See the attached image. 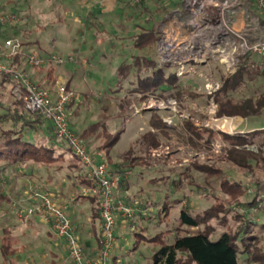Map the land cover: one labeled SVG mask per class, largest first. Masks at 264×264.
I'll return each instance as SVG.
<instances>
[{
    "label": "trees",
    "instance_id": "trees-1",
    "mask_svg": "<svg viewBox=\"0 0 264 264\" xmlns=\"http://www.w3.org/2000/svg\"><path fill=\"white\" fill-rule=\"evenodd\" d=\"M180 1L115 0L110 13H104L102 7L96 4L91 10L80 14V22L92 29V58H122L115 68L113 82L106 84L107 90L137 95L133 102L138 107L148 97L157 100L172 98L178 109L184 110L188 109L186 104L202 98V93L196 91L187 75H176L177 67L174 64L166 63L159 67L156 63L161 25L174 9L181 8ZM165 2H168L167 6ZM5 4V10L9 9L18 18L21 16L20 6L16 2L7 0ZM3 5H0V11ZM27 18L30 17L24 16L25 22L29 21ZM50 27V23L38 29H26L25 23L20 25L11 39L18 44V52L6 61L10 67L26 72L37 87L46 90L54 87L60 66L51 60L52 56H56L52 55L53 49L48 52L56 41ZM17 28L15 25L0 29V37L8 41V38H12L8 31ZM117 44L119 50L114 48ZM31 54L44 62L31 66L26 64V57ZM87 60L90 63V59ZM93 61L90 64H98ZM212 77L219 84L214 95L216 116L236 117L247 122L250 128L242 135L225 136L227 141L220 146L223 160L204 161L195 157L183 163L180 175L185 176L188 189L175 197L166 195L161 210L158 209V216L166 219L174 205L183 201L188 204L180 207L175 228L159 232L148 240L156 248L151 256L152 264H264V64L260 63L257 55L245 54L239 56L231 75L214 66ZM0 85L3 89L9 86V94L6 93L8 105H3L0 100V179H12L22 170L18 176L39 180L45 178L46 182L62 175L70 182L66 190L68 194L64 196L68 195V199H90L97 205L95 211L99 217V197L84 195L90 184L69 146L55 136L49 121L25 109L23 101L13 93L14 83L10 77L0 76ZM69 85L70 80L65 85L66 91ZM70 106L71 103L66 105V112ZM130 106L128 101L127 108L132 113L135 109ZM120 108L125 111L123 106ZM143 114L147 118L148 129L131 142L121 163L108 161L112 174L119 179L118 188L127 182L126 177H131L130 174L138 169L141 159L149 158L145 153L148 147L157 149L176 145L175 149H168L169 157L180 148L193 155L204 151L213 154L215 138L209 135L213 134L212 130L198 128L189 119H175L167 124L162 120V112L156 110H147ZM95 127H91L94 132L81 129L77 135L92 155L96 154L89 150V141L95 139ZM100 135L106 139L101 145L104 150L109 149L116 140V136L110 138L105 132ZM251 146L254 150L247 148ZM136 148L138 151H135ZM136 152H143L145 156H136ZM194 178L199 179L200 183ZM173 182L177 186L181 183ZM57 192L59 190L56 189L54 194ZM192 197H196L200 203L209 202V205L197 210L191 205ZM6 198L0 192V201ZM123 203L132 206L131 202ZM2 242L1 254L7 260L12 251L7 240ZM48 264L58 262L51 260Z\"/></svg>",
    "mask_w": 264,
    "mask_h": 264
},
{
    "label": "rangeland",
    "instance_id": "rangeland-1",
    "mask_svg": "<svg viewBox=\"0 0 264 264\" xmlns=\"http://www.w3.org/2000/svg\"><path fill=\"white\" fill-rule=\"evenodd\" d=\"M6 1L7 0H0V5L4 4L3 9L0 11V18L13 15L9 9L5 10L4 7H6ZM11 1L16 2L20 6L21 16L18 18L13 15L14 20L3 25L0 24V29L4 30L5 28H11L17 25V30L14 29L12 30L13 32L8 31L11 34L10 36H12V38L10 37L8 39L11 40L13 39L14 31L17 32L20 25L23 23H25L26 29H34L35 27L38 29L40 26H46L50 23V28H52L51 35L56 38V41L54 47H49L50 49H48V52H51L53 49L54 54L52 55H56L64 60L71 58L76 62L70 65L58 64L60 65L58 66V77L55 79L54 87L51 90L48 89L49 93L52 98L55 99L58 89L62 86L65 87L68 80H70L68 92L72 93L73 98L70 102L71 106L68 108L67 112L68 125L76 136L81 129L94 132L91 127L96 126L95 129L97 132L93 135L95 139L94 141H89L91 145L89 146V150L91 153L96 155L100 154L113 164L121 163V158L127 153L131 142L148 129L147 118L143 114L145 111L143 106L147 104V101H143L139 107H135L133 104L134 102H132V96H129L125 92L112 93V90L106 89L107 82L111 83L115 68L122 60L121 57L104 60H97L100 58L95 60L90 58V63L94 60L93 62L97 61L98 64L93 65L86 63V65H83L81 57L83 52L85 53V50L78 49L81 36H83V23L80 22L79 16L86 11V7L83 5V0ZM165 3L167 6L168 2ZM178 10L180 9H174L172 14ZM24 16L30 17L27 18L29 20L28 22H25ZM32 20L36 23L33 24ZM109 20H112V18H109ZM21 38L23 39L24 37ZM14 39L18 41L17 38ZM5 42L6 40L3 37H0V44H3V49L1 51L8 54L9 51L4 48ZM114 48L115 50H119V44L115 45ZM69 52H73L75 55L69 54ZM214 66L221 68L224 72L223 67L216 63H207L206 65L203 64L199 66L188 64L184 66L186 68L183 70H179V72L178 68L176 70V75L178 77L181 75H187L191 80L192 85L196 88V91L199 94L202 93L201 99L186 104L187 108L191 109L189 111L191 119L189 118V120L194 126L201 129L212 130L213 133L222 132V134H234L240 131H246L250 128L249 124L236 117H227L229 119L225 121L219 119L214 122L209 116L211 108L209 109V99L205 98L204 95L206 85L205 79L207 76L209 77V75L212 77ZM71 71H73V75L71 74ZM87 75L89 78L85 79ZM182 81H185V79ZM5 88L6 89H3L0 85V100H2L3 105H8L9 101L7 94H9V86L7 85ZM13 89L14 88H12V90ZM128 101L131 105L130 108L133 109L135 107V110H133L132 113H130L129 108H127ZM120 106H123L125 111H122ZM216 110L217 106L215 111ZM156 111L162 112V120L163 118L168 120L170 117H172L171 121L181 119L178 116H172L169 109ZM203 113H205V115ZM224 117L225 116L217 118L223 119ZM103 132H105L110 138L116 136L115 142L111 144V147L107 150L101 149V145L106 140L105 137L100 135ZM209 135L213 136V134ZM214 136L216 135L214 134ZM165 147L170 150L175 149L174 147H176V145L173 147ZM181 149L182 148L177 150V152L173 153L170 157L165 154L164 149V152L161 150V146L157 149H153L152 152L155 156L141 159L138 162V169L130 174L133 175L136 172L144 171V177H148L152 179V181L148 183L143 180L144 178L136 179L135 177L132 180L135 185L127 184L128 182L126 183L129 186L130 193L135 196L133 197V200L136 199L137 205H140L142 202H146L148 205L151 203L152 208L148 216L152 218L150 221H147V219L141 225V227L147 230L146 234L149 238L155 236L159 232H165L169 229L175 228L178 223L177 220L180 207H185L188 204L187 201H183L180 204L174 205V207L170 209L169 215L166 219L158 216L159 210L157 208L159 207L155 205L158 204L163 197H166V195H172L175 197L178 194L184 193V191L186 192L188 189L187 185H185V181L187 182V180L184 175H180V170L183 168V163H187L189 158L187 157L186 152ZM135 151H138V148H136ZM142 153L136 152V156L144 155ZM200 153L205 158L204 161L212 159L210 155L213 154H209V152L206 151ZM218 160L222 159H217V161ZM23 171L24 170L19 172V174L17 173V175L14 174L12 179H0V192L7 196L6 199L0 201V246L3 243V240H7L9 242V249L12 251V255L6 260L2 257L0 248V264H48L51 260H56L59 264V254H50L47 247L48 244H46V241L44 242V240H46L47 237L51 238L56 249L61 252L64 250V242L61 243L60 239H57L55 236L54 239V237L45 232L46 230L42 226L29 224L31 220L33 221L32 223H35V218L31 217L25 222L19 217V214L28 206L25 194L31 190H46L50 192L56 202L60 204L65 203L68 201L69 196H64V194H68L66 190L68 189L70 182L69 180H65L62 175L52 177L50 181L47 182L45 181V178H42V180L33 177L32 179H26L25 177L18 176L21 175L20 173ZM173 180L180 181L181 183L177 186L174 184ZM195 180L197 183H200L199 179L194 178V181ZM56 189L59 190V192L54 194ZM200 192H202V190H200ZM190 201L191 205L197 210H201L209 205V202L202 201L200 203L196 197H192ZM160 206L162 207V205ZM131 207L134 208V206ZM161 215H163V213ZM134 216L135 214L129 220L130 222L134 220ZM72 221H74L73 218ZM135 233H137V229L135 228V223L132 222L131 224H128L123 237L125 241L129 242L128 251L120 258L122 261L118 264H134V259H137L139 264H149L151 262V255L154 251L151 250L152 248L149 246H141L139 251H136L133 242V239H135ZM217 236L218 235H216V238ZM121 243H124V240H122ZM134 250L135 255H130ZM42 255L45 256L41 257ZM107 264H112V261L109 259Z\"/></svg>",
    "mask_w": 264,
    "mask_h": 264
},
{
    "label": "built area",
    "instance_id": "built-area-1",
    "mask_svg": "<svg viewBox=\"0 0 264 264\" xmlns=\"http://www.w3.org/2000/svg\"><path fill=\"white\" fill-rule=\"evenodd\" d=\"M14 20L13 15L0 18V24ZM8 54L0 51V76H8L13 80V93L17 99L23 101L25 109L30 113L40 115L53 126V133L64 141L82 165L89 189L84 195H98L99 197V250L92 259L83 254V247L75 234L74 224L67 212L66 206L57 203L52 195L46 191L31 190L25 194L28 206L20 212L19 217L28 221L37 218L47 225L54 236L65 244L66 260L73 264H107L111 259L116 238L114 235L116 219L120 217L128 221L134 215V208L115 199L119 179L115 177L108 161L100 154L92 155L87 151L84 142L70 129L67 120L66 105L71 102L73 95L64 86L58 89L55 99L48 90L33 84L26 72L10 67L9 61L18 51V44L13 40L4 43ZM255 54L261 64H264V0H183L181 8L161 25L159 39L156 45V63L159 67L172 63L179 70L185 65L220 64L226 75H231L238 63L239 56ZM55 64L73 62L52 56ZM42 59L34 54L26 57L28 65L42 64ZM191 69V68H187ZM189 72V71H188ZM182 74V73H181ZM205 98L209 99V116L214 122L227 120L216 117L214 95L219 84L211 75L206 77ZM145 110H170L172 116L181 119H191V109L179 110L172 98L157 100L147 98ZM203 112V111H202ZM205 115V113H203ZM172 117L163 122L170 124ZM240 131L238 134H245ZM214 134L216 136H214ZM236 134V133H234ZM233 133H213L215 146L212 150L213 160L224 159L220 146L226 143L225 136ZM211 136V135H210ZM254 150V147H247ZM168 153L167 147L161 150ZM153 148L145 150L147 156L154 157ZM164 152V151H163ZM187 157L205 160L201 153L193 155L186 151Z\"/></svg>",
    "mask_w": 264,
    "mask_h": 264
},
{
    "label": "crops",
    "instance_id": "crops-1",
    "mask_svg": "<svg viewBox=\"0 0 264 264\" xmlns=\"http://www.w3.org/2000/svg\"><path fill=\"white\" fill-rule=\"evenodd\" d=\"M96 4H99L102 7V11L104 13H110L114 8L115 0H83V5L86 7L87 11L91 10ZM91 32H92V29L83 25V31H82L83 36H81V41L79 42V45H78L79 50H81V49L85 50V53L83 52L82 57H81L83 65H86V63L88 64V60H87L88 58L89 59L92 58V48H94V47H92L93 42H92V39L90 37ZM69 54L75 55L73 52H69ZM72 60H73V62H66V63L72 64V63L76 62L74 59H72ZM66 63H64V64H66ZM87 78H89L88 75L85 77V79H87ZM137 97H138L137 95L132 96L133 100ZM133 100H132V102H133ZM133 104L135 105V103H133ZM135 107H138V106L135 105ZM135 107H134V109H135ZM145 111H147V110H145ZM96 156H98V155H96ZM144 175H145L144 172H136L135 174L131 175V177L125 178V180H127V182H128V183L127 182L126 183L130 184V185H135V183L132 181L133 178H135V177H136V179L144 178L143 180L150 183V181H152V179H150L148 177L146 178V177H144ZM126 183H124V185L123 184L120 185L119 188H117V190L115 192V199L117 201H121V202H133V203H131V205L134 206V208H135L134 209L135 210V212H134L135 216L133 217L134 220L131 222L129 220L124 221L120 217H118L116 219L115 231H114L116 242H115L114 250H113V253H112V256L110 259L112 261V264L120 263L122 261L120 258L123 257V255L126 254V252L128 251L129 242L125 241V239H123V237H124V233L128 227V224H131L132 222L135 223V226L137 229V233H135V236H134L135 239H133L136 251H139L141 246H149L152 248L151 250H153V251H155V249H156L154 244L148 241L153 236H151L149 238L146 234L147 230L145 228L141 227L143 222H145L147 219H148L147 221H150V219L152 218V217L148 216L151 212V207L146 202H142L140 205H137L136 199L133 200L134 199L133 197H135V196L132 193H130L129 186ZM40 190H42V189H40ZM42 191H44V190H42ZM46 192H48V191H46ZM165 198L166 197H163V199L161 201H159L158 204H156L159 207L157 209H160V207H161L160 205L163 204ZM62 205L66 206L67 212L70 215L71 219L72 218L74 219V221H72V222L74 224L75 234L78 237L79 243L83 247L84 257L87 259L94 258L97 255L98 250H99V217L95 211L97 208V205L95 203L91 202L90 199H88V198H85V199L71 198V199H68V201H66ZM147 205L150 208H148ZM35 219H36L35 223H32L33 221L31 220V222L29 224H37L39 226H42L46 230L45 232H47L49 235L54 237V234L52 233V231L50 230V228L47 225L41 223L37 218H35ZM54 239H55V237H54ZM122 240H124V243H121ZM45 241H46V244H48L47 247L49 249L50 254H59V257H60L59 264H73V263H69L66 260L65 245H63L64 250L61 252V251H58L56 249V246L51 241V238L47 237V239L44 240V242ZM60 242L62 243L63 241L60 240ZM152 246H154V247H152ZM130 255H132V256L135 255V250ZM44 256L45 255H42L41 257H44ZM132 258H134V257H132ZM134 264H139L137 259H134ZM149 264H152V263L150 262Z\"/></svg>",
    "mask_w": 264,
    "mask_h": 264
}]
</instances>
